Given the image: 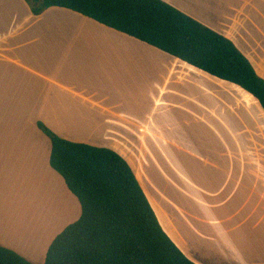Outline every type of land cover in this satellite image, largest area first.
I'll return each mask as SVG.
<instances>
[{
	"label": "crops",
	"instance_id": "0c3cea01",
	"mask_svg": "<svg viewBox=\"0 0 264 264\" xmlns=\"http://www.w3.org/2000/svg\"><path fill=\"white\" fill-rule=\"evenodd\" d=\"M161 1L231 40L264 80V0ZM231 88L246 93L78 13L36 16L25 0H0V246L42 264L81 217L50 165L43 123L122 156L195 264H264V118L247 110L239 123L240 93L233 100ZM157 187L166 188V217ZM227 205L245 224L223 228Z\"/></svg>",
	"mask_w": 264,
	"mask_h": 264
},
{
	"label": "trees",
	"instance_id": "16d2710c",
	"mask_svg": "<svg viewBox=\"0 0 264 264\" xmlns=\"http://www.w3.org/2000/svg\"><path fill=\"white\" fill-rule=\"evenodd\" d=\"M32 13H78L240 87L264 111V80L225 36L161 0H25ZM50 139V165L81 205L80 219L51 244L45 264H195L163 230L128 162L111 149ZM0 264H32L0 246Z\"/></svg>",
	"mask_w": 264,
	"mask_h": 264
},
{
	"label": "rangeland",
	"instance_id": "374dc122",
	"mask_svg": "<svg viewBox=\"0 0 264 264\" xmlns=\"http://www.w3.org/2000/svg\"><path fill=\"white\" fill-rule=\"evenodd\" d=\"M235 1V0H233ZM231 1L230 3L232 4ZM252 4L254 5H258V6H261L263 1L261 0H257L255 2H251ZM254 11V10H253ZM253 11L251 13H253ZM225 19V18H224ZM228 17H226V21H227ZM229 22V21H227ZM253 34H249V36L251 37V39H257V33L260 32V30L258 28L254 29L253 31ZM259 35V34H258ZM235 93H233L230 97L233 99V100H236V92L240 93L241 96H248L246 95V93L242 92L241 93V90L239 91H236L235 89H232ZM228 92L227 90H225V96H228L227 95ZM239 94V97H240V107H239V112H238V122L240 123V117L244 115V111L246 112L247 110L249 111L251 117L253 114H257L259 113L260 115L262 114V117L264 118V111L262 110V107L259 105L258 101H255L254 99H252V102H254L256 104V110L253 109V104L250 105L249 102L247 101H244L241 96ZM230 95V94H229ZM247 98V97H246ZM250 100V99H249ZM254 110V111H253ZM235 126V125H234ZM235 130H236V126H235ZM262 133L264 135V130L262 128ZM264 137V136H263ZM241 139V138H240ZM212 140H209V143H211ZM250 143V146H252V141H249ZM145 178L147 181H149V183H151V172H145ZM152 186H148L149 188V192L152 190L151 189ZM225 188H224V193H225V197H226V192H225ZM163 191H166V188H162V187H157L156 189V197H155V201L158 202V207L159 209L162 211L161 213L163 214V216H167V208H166V204H161V198L163 197L164 195V192ZM152 192V191H151ZM26 193V192H25ZM156 202V203H157ZM227 203V202H226ZM34 208L36 207V205L34 204L33 206ZM224 210V213H223V216L222 218L220 219V221L222 222V225H223V228H230V227H234V228H238L240 227V225H243L245 224V217L243 216V218H241L239 215H236L235 214V210L231 207H227L223 209ZM237 225V227H236ZM243 228V226H242ZM49 251V250H48ZM42 264H45V262H43Z\"/></svg>",
	"mask_w": 264,
	"mask_h": 264
}]
</instances>
